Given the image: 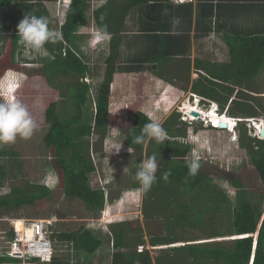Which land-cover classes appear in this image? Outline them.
Instances as JSON below:
<instances>
[{
	"label": "trees",
	"instance_id": "1",
	"mask_svg": "<svg viewBox=\"0 0 264 264\" xmlns=\"http://www.w3.org/2000/svg\"><path fill=\"white\" fill-rule=\"evenodd\" d=\"M93 1L96 0H70L65 20L57 29L62 39L45 44L47 55L39 60L22 63L16 61L17 50L22 47L18 43L17 25L24 16H42L49 20L50 27L48 11L43 4L44 0H0V7L14 3L19 13L16 22L0 27V80L8 71L22 75L20 86L12 94L13 99L20 93L37 99L35 108L29 109L26 106L30 114L36 110L43 116L47 130L42 140L54 158L52 172L45 184L11 187L9 193L0 196V208H18L32 204L35 200L52 204L66 197L82 202L90 212L102 210L105 205L104 190L102 187H94L89 180V176L96 172L90 156L89 137L95 134L103 139L109 127H116L125 130L126 143L138 154L132 168L133 178L137 163L142 160L143 148L145 159L152 155L156 157L157 181L143 194L142 213L145 218L153 214L163 218L165 233L149 236L146 241L143 235L135 234L141 228L132 229L127 221L109 224L114 248L110 264H250L251 256V264H264V218L259 223L261 210L246 201L234 204L223 188H219L211 177L199 170L195 176L188 174L184 157L190 151V145L176 140L186 135L185 128L177 125L183 123L179 120V113L172 112L161 123L168 134L163 144L154 139L142 144L133 142L134 137L141 134L143 126L151 121L147 109L153 105H145L146 91L150 88L146 81L152 79V74H158L162 63L171 56L168 51L150 60H147L148 57L137 56L136 63L121 66L119 35L131 7L147 4L148 1H153L152 6L165 5V0H130L124 3L119 0H103L97 7L93 6ZM93 23L111 35L108 54L104 59L103 78L95 96L90 95L91 85L83 81L89 66L74 49L80 30ZM211 29L208 26L205 33ZM225 30L227 32H224L223 40L227 45L228 61L216 63L197 58L194 68L202 70L204 74L199 73L197 78L190 81L187 78L194 94L218 102L221 109L226 106L229 109L241 102L236 94H243L241 91H244V85H248V79L256 76L264 66V29L236 30L226 26ZM145 62L152 64L147 66L143 64ZM120 70L135 77L131 81L133 95L123 100L116 109H111L110 85L113 75ZM65 77L72 80L62 83ZM235 87L241 90H235ZM59 89L62 100L67 104L61 112L57 101ZM233 93L235 97L231 99ZM88 101L95 105L93 123L77 125L82 117V107ZM237 111L246 117L254 114L253 108H240ZM240 145L248 154L264 191V137L248 135L246 129L242 128ZM169 170L171 175L167 180L163 179V174ZM131 186L138 188L139 184L134 179ZM218 212H222L226 221L222 228L217 224ZM191 226L199 227L206 238L228 235L239 237L230 241L214 240L159 248V254L154 257L150 255L148 244L157 246L189 241L182 239L179 232ZM51 236L70 242L73 249L86 254L95 252L101 244V240L83 225L73 231L53 233ZM7 259L10 258L0 257L1 262ZM52 262H56V258Z\"/></svg>",
	"mask_w": 264,
	"mask_h": 264
},
{
	"label": "rangeland",
	"instance_id": "2",
	"mask_svg": "<svg viewBox=\"0 0 264 264\" xmlns=\"http://www.w3.org/2000/svg\"><path fill=\"white\" fill-rule=\"evenodd\" d=\"M69 3L70 0H44L43 4L48 11L51 29L57 30L58 26L64 22ZM18 16L19 13L14 3H10L6 7H0V27L16 22ZM261 18H264V16H261ZM241 22L246 23L243 19ZM86 30L89 31V28H86ZM90 32L78 33L74 49L79 52L89 66V72L83 81L91 85L90 95L95 96L97 86L103 78L104 59L108 54V50H97L98 48H95L93 36L90 35ZM223 36L212 32L208 37L195 40L192 61L195 57L216 63L228 61L229 54ZM1 51L2 46L0 43ZM40 58H42V55L33 53L24 46L19 48L16 53V61L22 63L39 60ZM161 66L165 67L163 64ZM178 69L180 73L173 72L175 69L173 71L169 69L168 73H163L165 77L172 78V80H164L154 76L153 79L146 81L150 88L146 91L145 105H153V107L147 109L151 121L161 124L172 112L179 113V120L183 123L177 125L185 128L186 135L182 138H176V140L190 145V151L184 157L185 162L191 160L193 153H196L200 158L199 171L211 177L219 188H223L234 204L238 205L246 201L261 210L260 223L264 218V191L259 177L251 165L248 154L240 145V137L242 128L246 129L248 135L256 136L257 129L251 126L250 118L256 117L257 121L264 124V66L256 76L248 79V85H244V91H241L243 94H236L241 98V102L232 105L229 109H227V106L221 109L218 102L207 98L206 108L210 105H216L220 113L226 112L228 116L245 120L238 121L233 131L226 128L216 130L207 127L200 119L196 121L182 119L179 108L184 107V102L187 101V96L190 94V84L188 82L193 78H197L199 73L204 74V72L196 70V73L193 72L191 75L188 73L189 75L186 77V70H183L182 67H178ZM178 74L182 75L179 76ZM11 76L22 78L21 74L6 72L0 80L1 97L6 89L5 84ZM187 78H189V81H187ZM134 79V76L126 73H115L113 75L110 85L112 95L109 106L111 109H116L123 100L131 98L133 95L131 81ZM70 80H72L70 77H65L62 79V83H68ZM21 89L23 90V87ZM235 90H241V88L235 87ZM57 92L58 110L61 112L67 104L61 98L60 89ZM234 95L235 93H233L231 99L235 97ZM5 98L13 99V96L7 95ZM14 99L20 100L29 109L35 108L37 105L36 98L21 93ZM187 107H190L189 103H187ZM240 108H253V116L246 117L238 113L237 110ZM183 110L185 111V108ZM94 112V102L88 101L82 107V117L77 125L92 124ZM234 112L237 113L234 114ZM31 115L39 127L30 138L23 139L18 136L15 143L0 144V196L9 193L11 187H25L33 183L45 184L48 175L52 172L54 158L42 140L47 130V124L43 120V116L39 115L36 110H33ZM190 136L197 137L200 143L187 142ZM89 141L91 145L90 156L96 168L95 174L89 176V180L94 187H102L104 190L105 205L102 210L90 212L82 202L66 197L52 204L35 200L32 204L18 208L15 206L9 209L0 208V230L9 228L8 223L3 218H42L50 219L52 228L50 227L49 231L52 234L70 232L83 225L89 228L96 238L101 240V244L95 252L86 254L73 249L70 242L52 236L53 249L55 250L53 258H56V262L39 261L37 264H110L114 248L108 226L115 222L127 221L132 229L139 230L141 228V231L135 232V234L136 236L143 235L146 241L149 236L165 233L163 218L154 214L148 218L143 217V194L138 192L139 187L131 186L134 182L132 168L138 154L133 147L126 143L125 130L109 127L103 139H99L97 135L92 134ZM120 144L119 151L113 149L111 152L113 147H118ZM144 157L145 148L142 149V160L145 159ZM125 167L127 170L123 171ZM53 178H55L54 175ZM216 220L220 228L226 223L222 212L217 213ZM12 224L15 225L16 231H19V233L24 230L21 219L13 220ZM27 233L28 237H32L31 229H28ZM179 234L183 236L182 239H189V241H178L157 246L148 244L147 248L150 255L154 257L159 254V248L214 240L230 241L239 237L238 235H228L206 238L207 236L201 229L194 226L185 228ZM5 243L4 234H0V248L5 246ZM4 250L5 248L2 249V251ZM18 262V260L7 259L0 261V264H17ZM30 264L36 263L31 262Z\"/></svg>",
	"mask_w": 264,
	"mask_h": 264
},
{
	"label": "crops",
	"instance_id": "3",
	"mask_svg": "<svg viewBox=\"0 0 264 264\" xmlns=\"http://www.w3.org/2000/svg\"><path fill=\"white\" fill-rule=\"evenodd\" d=\"M130 0H119L120 3ZM165 5L152 6L153 1L138 4L131 7L126 13L124 25L120 32L119 63L127 66L136 63L137 56L152 57L169 52V59L162 64L158 74L153 77L164 80L167 78L163 73H168L169 69L175 73H180L178 67L186 70V77L195 72L194 61L198 57L191 59L193 55L194 41L199 38L208 37L212 32L224 35L227 32L226 26L236 30L241 29H264V0H192L176 2L174 0L163 1ZM103 0L93 1V6L102 4ZM208 4L198 6V4ZM209 5H212L209 6ZM189 6L191 11H189ZM179 23H174L175 20ZM246 23H242L241 20ZM211 31L205 33L207 28ZM90 35L95 37L98 33L103 39L95 43L97 50H108L111 35L98 29L96 25L90 24L88 27ZM81 29L79 33H89ZM205 30V31H204ZM152 34H159L154 36ZM169 34V35H167ZM222 38V37H221ZM202 59V58H201ZM165 63V64H164ZM148 66L151 62L143 63ZM173 67V68H172ZM117 74H125L123 70ZM171 73V72H170ZM179 76L182 74H178ZM194 79V78H193ZM34 184V183H33Z\"/></svg>",
	"mask_w": 264,
	"mask_h": 264
},
{
	"label": "clouds",
	"instance_id": "4",
	"mask_svg": "<svg viewBox=\"0 0 264 264\" xmlns=\"http://www.w3.org/2000/svg\"><path fill=\"white\" fill-rule=\"evenodd\" d=\"M174 23L178 24V19L175 20ZM17 29L19 34L18 43L21 46H24L29 51L42 56L47 55L45 44L55 43L58 40L62 39L61 33L57 30L51 29L49 27V20L46 17L42 16H24V18L18 23ZM92 38L94 40V43H96L98 40L103 39V36L98 33L97 36ZM21 82V77H9L8 81L5 84V92L3 93L2 97L0 95V144L15 143L18 136L23 139H28L39 127L38 123L33 119L26 105H24L18 99L5 98L7 95L12 97L13 92L20 86ZM189 92L193 93L191 90H189ZM191 93L189 94V96H187L188 102L193 100V95ZM211 106L212 105H210L206 109H213L210 108ZM215 109L217 110L218 108ZM219 114L221 113L219 112ZM201 121L204 124V121ZM236 124L234 125V127L236 126ZM167 136L168 134L166 130L160 123L156 121H149L141 129V134L134 137L133 142L136 144H142L146 140L154 139L156 142L163 144L167 140ZM187 142L197 144L200 143V141L195 136H190L189 141ZM120 148L121 144L118 147H113L111 149V152L113 151V149L119 151ZM128 151L130 152L129 149ZM186 167L188 168L189 175L195 176L198 173V170L200 168V158L196 153H193V157L191 160L186 161ZM126 170L127 169L125 167L123 171ZM157 170L158 163L155 155L149 156L148 158L143 159L141 160V162L137 163L134 179L139 184L138 192L146 194L152 188L153 184L157 181ZM170 175L171 171L169 170L163 174L162 178L167 180ZM255 242L256 237L254 239V245ZM252 257L253 256H251L250 264L252 261Z\"/></svg>",
	"mask_w": 264,
	"mask_h": 264
},
{
	"label": "built area",
	"instance_id": "5",
	"mask_svg": "<svg viewBox=\"0 0 264 264\" xmlns=\"http://www.w3.org/2000/svg\"><path fill=\"white\" fill-rule=\"evenodd\" d=\"M174 1H191V0H174ZM79 54V53H78ZM80 58L81 55H78ZM191 93V92H190ZM193 95L192 104L195 105L197 109L207 110L206 109V103L207 98H204L202 96H199L197 94L191 93ZM183 107V106H182ZM182 107L179 108L181 112V117L183 120L189 119L190 121H196L197 119H194L191 115L187 113V111H183ZM210 108H213V110L219 114L218 108L215 105H212ZM212 109H209L210 111ZM226 114V112H223L220 114V116ZM228 116V115H227ZM232 120H234V125L238 121H245L240 120L241 118L238 117H232L228 116ZM248 119V118H247ZM253 120H249L251 122V126L254 127V129H257L256 136L257 138H263L260 135V128L256 126L255 122L257 121V118H250ZM204 124L207 127L213 128V129H224L220 127H216L215 124H210L208 121L204 120ZM257 127V128H256ZM264 127V126H261ZM255 136V137H256ZM21 219L24 225V230L19 233V231H16L15 225L12 224L13 220ZM8 225L9 228L7 230H0V234H4L6 243L5 246H1L0 248V257L10 258L11 260H18L19 262L17 264H30L31 262L36 263L39 261H48L52 262V259L54 257V249H53V241H52V232L49 231V228H52V223L50 222V219H34V218H3ZM32 230V237H28L27 230ZM50 232V233H49ZM2 251V249H4Z\"/></svg>",
	"mask_w": 264,
	"mask_h": 264
},
{
	"label": "bare ground",
	"instance_id": "6",
	"mask_svg": "<svg viewBox=\"0 0 264 264\" xmlns=\"http://www.w3.org/2000/svg\"><path fill=\"white\" fill-rule=\"evenodd\" d=\"M187 103L190 104V107H189V108L187 107ZM183 108H185V111H187V113H188V110H190V109H193V110L198 111V112L200 113V117H199L200 120H203V121L206 120V121H208L210 124L213 123V124H215L216 127H220V128H222V127L219 125V122L223 121V122H226V124H227V126L225 127L227 130L231 131V130H233V128H234V120H232L231 118H229L226 114L220 116V114H217L213 109L210 110V111H208V109L202 111L201 109H197V108L195 107L194 104L188 102V100L184 102V107H183ZM183 108H182V110H183ZM183 111H184V110H183ZM249 120H253V119H249ZM255 124H256V126L259 127V128H260L261 126H264V124H262V123L259 122V121H256ZM257 127H256V128H257ZM225 128H224V129H225ZM234 137H235V136H234ZM255 237H256V233H255V235H254V238H255Z\"/></svg>",
	"mask_w": 264,
	"mask_h": 264
},
{
	"label": "water",
	"instance_id": "7",
	"mask_svg": "<svg viewBox=\"0 0 264 264\" xmlns=\"http://www.w3.org/2000/svg\"><path fill=\"white\" fill-rule=\"evenodd\" d=\"M188 114L191 115L195 119H199V117H200V113L196 110H193V109L188 110ZM219 125L222 128H225L227 126L226 122H223V121L219 122ZM259 133L262 137H264V127H260Z\"/></svg>",
	"mask_w": 264,
	"mask_h": 264
}]
</instances>
